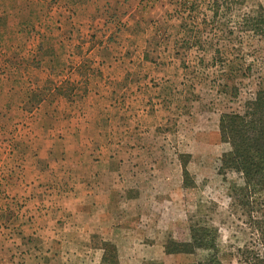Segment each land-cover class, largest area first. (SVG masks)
I'll return each mask as SVG.
<instances>
[{"label": "rangeland", "instance_id": "rangeland-1", "mask_svg": "<svg viewBox=\"0 0 264 264\" xmlns=\"http://www.w3.org/2000/svg\"><path fill=\"white\" fill-rule=\"evenodd\" d=\"M260 5L0 0V235L31 237L21 218L29 205L74 206L86 171L113 170L93 191L114 200V232L128 229L131 256L115 243L106 263L197 264L208 251L167 255L165 245L190 242L202 227L217 235L218 264H237L251 236L231 198L243 179L219 174L230 151L219 123L243 111L260 72L230 80L214 58L220 49L259 64L264 41L243 20ZM11 247L0 264L17 258Z\"/></svg>", "mask_w": 264, "mask_h": 264}, {"label": "trees", "instance_id": "trees-1", "mask_svg": "<svg viewBox=\"0 0 264 264\" xmlns=\"http://www.w3.org/2000/svg\"><path fill=\"white\" fill-rule=\"evenodd\" d=\"M243 22L250 37L264 41L263 5L246 13ZM215 53V63L230 80H235L239 71L250 76L255 66L259 67L257 90L252 98L246 100L243 111L223 113L220 117L221 139L230 146V151L220 160L219 174L226 176L236 173L243 179V185L232 186L231 198L235 210L246 217L244 223L251 237L243 248L237 250V264H264V56L257 58L259 64H249L246 60L237 63L221 53L220 49H216ZM231 93L235 98L240 95L235 86ZM183 173L184 186L187 187L189 172L186 166ZM216 237L213 230L194 228L190 242H169L165 245V252L167 255H195L199 251H208L197 264H218ZM106 247L105 260L110 261L108 254L112 250L115 252V249L110 245Z\"/></svg>", "mask_w": 264, "mask_h": 264}, {"label": "crops", "instance_id": "crops-1", "mask_svg": "<svg viewBox=\"0 0 264 264\" xmlns=\"http://www.w3.org/2000/svg\"><path fill=\"white\" fill-rule=\"evenodd\" d=\"M104 66L106 64L102 62L100 68L104 70ZM107 76L104 75V79ZM85 174L89 179L77 186L79 191H84L85 199H79L74 206L68 202L29 205L30 213L26 212L24 216L22 212L21 218H27L24 225L32 230L31 237L26 238L23 233L10 237L8 232L0 235L3 251L0 260L13 242L11 249L17 256L11 262L4 259L3 264H110L105 260L106 246L114 247L115 243L120 255L131 256L128 229L122 234L114 232V200H96L95 191L102 186L99 179L112 177L114 171L88 170ZM55 214L62 218L58 219ZM164 256L167 255L164 253ZM121 263L126 264L124 260Z\"/></svg>", "mask_w": 264, "mask_h": 264}]
</instances>
